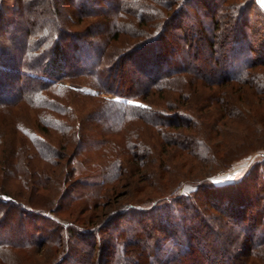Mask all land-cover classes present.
Listing matches in <instances>:
<instances>
[{
  "label": "trees",
  "instance_id": "obj_1",
  "mask_svg": "<svg viewBox=\"0 0 264 264\" xmlns=\"http://www.w3.org/2000/svg\"><path fill=\"white\" fill-rule=\"evenodd\" d=\"M251 19L261 0H0V262L264 264V159L210 179L264 156Z\"/></svg>",
  "mask_w": 264,
  "mask_h": 264
},
{
  "label": "rangeland",
  "instance_id": "obj_2",
  "mask_svg": "<svg viewBox=\"0 0 264 264\" xmlns=\"http://www.w3.org/2000/svg\"><path fill=\"white\" fill-rule=\"evenodd\" d=\"M261 2L264 4V0H261ZM252 14H253L252 16L256 19L261 18L259 11L256 9H254V11H252ZM250 22L260 26L261 29L264 30V26L262 25V23H258L256 20H252V19ZM263 159H264V156L262 154H259V153L252 154L251 156L246 157V158L236 162L234 164V166H232L231 168L226 169V168L219 167L217 169H213L215 171H214V174L211 175L210 179L215 184L237 181V180L241 179L245 174L248 173L253 162L258 161V160H263ZM229 177H236V178L233 180H228ZM192 188H193L192 185H186L184 190L188 191V190H191ZM123 193H126V194L120 195L119 197H116L114 199L116 202L113 203V205H112L113 207L117 206V204H120V202L131 201V200H134L138 197L136 194L131 193L129 191V189H126V191H124ZM144 194L145 193H142V195H140V196H143ZM91 213H93V212L92 211L86 212L84 214V217H87L88 214H91ZM76 249H78L80 252H81V250H83L85 252L87 250L85 245L82 247H76ZM0 264H2V263L0 262Z\"/></svg>",
  "mask_w": 264,
  "mask_h": 264
},
{
  "label": "snow or ice",
  "instance_id": "obj_3",
  "mask_svg": "<svg viewBox=\"0 0 264 264\" xmlns=\"http://www.w3.org/2000/svg\"><path fill=\"white\" fill-rule=\"evenodd\" d=\"M236 177H229L228 180H233L235 179Z\"/></svg>",
  "mask_w": 264,
  "mask_h": 264
}]
</instances>
